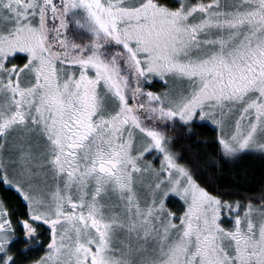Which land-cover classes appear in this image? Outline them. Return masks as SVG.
I'll return each mask as SVG.
<instances>
[{
    "label": "snow or ice",
    "instance_id": "obj_1",
    "mask_svg": "<svg viewBox=\"0 0 264 264\" xmlns=\"http://www.w3.org/2000/svg\"><path fill=\"white\" fill-rule=\"evenodd\" d=\"M0 264H264V0H0Z\"/></svg>",
    "mask_w": 264,
    "mask_h": 264
},
{
    "label": "trees",
    "instance_id": "obj_2",
    "mask_svg": "<svg viewBox=\"0 0 264 264\" xmlns=\"http://www.w3.org/2000/svg\"><path fill=\"white\" fill-rule=\"evenodd\" d=\"M205 135H209V133H205ZM241 169H247L249 174L258 178L259 177V161L253 159H247L240 165ZM223 186H228L227 178L224 180Z\"/></svg>",
    "mask_w": 264,
    "mask_h": 264
}]
</instances>
